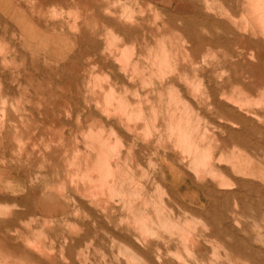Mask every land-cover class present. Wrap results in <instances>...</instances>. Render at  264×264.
<instances>
[{
    "label": "rangeland",
    "instance_id": "rangeland-1",
    "mask_svg": "<svg viewBox=\"0 0 264 264\" xmlns=\"http://www.w3.org/2000/svg\"><path fill=\"white\" fill-rule=\"evenodd\" d=\"M262 21L264 0H0V153L13 152L10 170L22 176L27 187L41 196L48 191L66 201L69 221H57L64 209L60 204L50 233L52 264H264ZM161 23L169 26L161 28ZM199 43L205 45L201 53ZM11 80L23 86L14 87ZM27 93L33 95L32 101ZM45 100L52 105L46 107ZM41 114L44 120L50 119H46L49 125L56 123L49 126ZM46 140L51 145L45 148ZM53 150L61 152L54 155ZM4 153L0 160H5ZM59 156L65 159H61L64 165L70 162L65 165L68 169ZM6 170L1 174L10 171ZM62 173L70 176V182ZM52 186L63 191L55 193ZM3 194L0 191V201L14 200ZM38 226L33 231L37 244L44 240Z\"/></svg>",
    "mask_w": 264,
    "mask_h": 264
},
{
    "label": "bare ground",
    "instance_id": "bare-ground-1",
    "mask_svg": "<svg viewBox=\"0 0 264 264\" xmlns=\"http://www.w3.org/2000/svg\"><path fill=\"white\" fill-rule=\"evenodd\" d=\"M257 1V0H256ZM246 2V1H245ZM115 3V2H114ZM246 4V3H245ZM248 5H249V3H247ZM252 6H253V2H252ZM256 6V5H255ZM246 7V6H245ZM251 7V6H250ZM257 7V6H256ZM260 8V7H259ZM252 9V8H251ZM257 9V8H256ZM255 9V11H256V13H257V10ZM246 11V10H245ZM263 13V12H262ZM262 18V17H261ZM259 20H260V18H259ZM263 23H264V21H262ZM167 23V22H166ZM261 23V22H260ZM262 23V24H263ZM167 25V24H166ZM166 25H165V27H164V24L162 25V23H161V28L162 27H164V28H166ZM169 26V24L167 25V27ZM171 27V26H170ZM172 28V31H174V29H173V27H171ZM170 28V29H171ZM169 29V28H168ZM160 30V29H159ZM165 30V29H164ZM167 30V29H166ZM168 31H171V30H168ZM167 31V32H168ZM165 33V32H164ZM169 33H171V32H169ZM168 33V34H169ZM113 34V33H112ZM111 34V35H112ZM161 35V34H160ZM164 36H165V34H164ZM163 37V36H162ZM173 37V36H172ZM158 38H159V36H158ZM170 38H171V35H170ZM175 39H178V38H176V37H174ZM174 38L172 39V43H174L173 41H174ZM181 38H183V36L181 37ZM187 38V37H186ZM186 38H184V39H186ZM194 38H195V36H194ZM112 39V38H111ZM196 39V38H195ZM159 40V39H158ZM179 40V39H178ZM181 40V39H180ZM165 42L167 41V40H164ZM160 42V41H159ZM178 42V41H177ZM192 42V41H191ZM205 42H207V41H205ZM180 43V42H179ZM109 44V43H108ZM108 44H106V45H108ZM165 44H167V43H165ZM188 45H189V43H187ZM186 44V45H187ZM193 44V43H192ZM206 44V43H205ZM106 45H105V47H106ZM136 45H138V44H136ZM163 45V44H162ZM161 45V46H162ZM171 45V44H170ZM183 45V44H182ZM200 45H202V43L200 44L199 43V48L198 49H200V48H202V49H200L199 50V52L201 51V50H203V47L205 46L204 44V46L203 47H201ZM208 45V44H207ZM168 46H169V44H168ZM175 46V45H174ZM185 46V45H184ZM193 46H195V45H193ZM118 47V46H117ZM126 47V46H125ZM132 47V46H131ZM167 47V46H166ZM170 47V46H169ZM178 47H179V45H178ZM186 47V46H185ZM184 47V48H185ZM191 47V46H190ZM164 48V47H163ZM197 48V47H196ZM195 48V49H196ZM3 49V48H2ZM2 49H0L1 51H3ZM5 49V48H4ZM104 49V48H103ZM103 49H102V51H103ZM106 49V48H105ZM121 49V48H120ZM166 49H168V47L166 48ZM177 49V48H176ZM179 49V48H178ZM188 49H189V47H188ZM197 49V50H198ZM205 49H206V47H205ZM7 50H8V48H7ZM11 50V49H10ZM112 50V49H111ZM134 50H135V48H134ZM139 50H141V49H139ZM190 50H191V48H190ZM189 50V51H190ZM193 50V49H192ZM6 51V50H5ZM12 51V50H11ZM64 51V50H63ZM110 51V50H109ZM23 52V51H22ZM104 52V51H103ZM106 52V51H105ZM112 52V51H111ZM124 52V51H123ZM127 52V51H126ZM141 52V51H140ZM164 52H165V50H164ZM191 52V51H190ZM118 53V52H117ZM116 53V55H120L119 53L117 54ZM143 53V52H142ZM166 53V52H165ZM201 53V52H200ZM1 54H4V52L3 53H1ZM8 54V53H7ZM6 54V52H5V55H7ZM113 54V53H112ZM130 54V53H129ZM136 54V53H135ZM190 54V53H189ZM191 54H192V52H191ZM199 54V53H198ZM4 55V56H5ZM143 55V54H142ZM142 55H140V56H142ZM167 55H169V54H167ZM178 55V54H177ZM176 55V56H177ZM200 55V54H199ZM4 56H2V57H4ZM108 56H110V55H108ZM127 56H129V55H127ZM127 56H125V57H127ZM133 56H135V55H133ZM192 56V55H191ZM201 56V55H200ZM6 57V56H5ZM122 57V56H121ZM137 57H139V56H137ZM117 58V57H116ZM129 58H130V56H129ZM164 58V57H163ZM195 57H193V60L195 61V59H194ZM1 59V58H0ZM3 59V58H2ZM1 59V60H2ZM137 59V58H136ZM184 59V58H183ZM210 59H211V57H210ZM6 60V59H5ZM100 60V59H99ZM162 60V59H161ZM180 60H181V58H180ZM185 60V59H184ZM188 61H186V62H189L190 60L189 59H187ZM207 60V59H206ZM7 61V60H6ZM11 61V60H10ZM9 61V62H10ZM113 61H114V58H113ZM115 61H117V60H115ZM123 61H124V59H123ZM127 60H125L124 62H126ZM130 61V60H129ZM133 61V60H132ZM138 61V60H137ZM131 62V61H130ZM134 62V61H133ZM145 62V61H144ZM180 62V61H179ZM197 62H198V60H197ZM0 63H2V62H0ZM11 63V62H10ZM119 63V62H118ZM117 63V64H118ZM138 63V62H137ZM136 63V64H137ZM190 63V62H189ZM194 63H196V62H194ZM144 64V63H143ZM179 64H181V63H179ZM183 64V63H182ZM184 64H185V62H184ZM6 65H8V64H6ZM9 65H11V64H9ZM16 65V67L17 66H19L18 64H15ZM22 65V64H21ZM97 65V64H96ZM119 65V64H118ZM121 65V64H120ZM172 65V64H171ZM174 65V64H173ZM186 65V64H185ZM193 65V64H192ZM1 66H2V64H1ZM122 66V65H121ZM135 66V65H134ZM190 66H191V64H190ZM196 66V65H195ZM100 67V66H99ZM120 67V66H119ZM123 67V66H122ZM129 67H130V65H129ZM128 67V68H129ZM139 67H140V65H139ZM193 66H191V68H192ZM15 68V67H14ZM101 68V67H100ZM132 68V67H131ZM138 68V67H137ZM172 68H173V66H172ZM190 68V67H189ZM2 69V68H1ZM13 68H11V70H12ZM16 69V68H15ZM107 69V68H106ZM114 69V68H113ZM112 69V70H113ZM124 69H125V67H124ZM135 69V68H134ZM3 70V69H2ZM101 70H103V68L101 69ZM101 70H99V71H101ZM123 70V69H122ZM192 72H194L193 71V69H190ZM195 70H196V68H195ZM6 71V70H5ZM13 71H16V70H13ZM12 71V72H13ZM18 71V70H17ZM136 71V70H135ZM6 72H8V71H6ZM19 72V71H18ZM126 72H128L127 70H126ZM17 73V72H16ZM134 73V72H133ZM9 74V73H8ZM15 74V73H14ZM19 74V73H18ZM121 74H122V72H121ZM123 74L125 75V74H127V73H124L123 72ZM128 74H130L129 72H128ZM138 74V73H137ZM91 75V74H90ZM136 75V74H135ZM6 77H7V74L5 75ZM14 76V75H13ZM96 76V75H95ZM121 76V75H120ZM127 76V75H126ZM129 76L130 75H128V78H129ZM138 76V75H137ZM201 76V75H200ZM12 77V76H11ZM10 77V78H11ZM18 77H20V74H19V76ZM17 77V78H18ZM96 77H98V76H96ZM104 77H106V75L104 76ZM122 77H123V75H122ZM121 77V78H122ZM194 77V76H193ZM199 77V76H198ZM201 77H204V76H201ZM14 78H16V77H14ZM109 78H110V76H109ZM112 78V77H111ZM120 78V79H121ZM128 78H127V80H128ZM4 79V78H3ZM125 79H126V77H125ZM133 79H134V77H133ZM182 79V78H181ZM196 79H198V78H196ZM203 79H205V77L203 78ZM202 79V80H203ZM7 80V79H6ZM16 80V79H15ZM20 80V79H19ZM18 80V82H20ZM114 80V79H113ZM1 81V80H0ZM13 80H11V82H10V84L11 85H13L14 87L15 86H18V85H21V84H17V85H14L13 83L15 82V81H13ZM110 81H112V79H110L109 80V82ZM121 81V80H120ZM206 81V80H205ZM3 82V81H2ZM6 81H4V83H5ZM17 82V83H18ZM21 82H22V79H21ZM90 82V81H89ZM94 82V81H93ZM108 82V81H107ZM125 82V81H124ZM132 82V81H131ZM7 83H8V81H7ZM6 83V84H7ZM115 83V82H114ZM113 83V84H114ZM129 83V82H128ZM127 83V84H128ZM133 83V82H132ZM144 83V82H143ZM0 84H1V82H0ZM6 84H4V86L6 85ZM9 84V85H10ZM110 84H112V82H110ZM121 84V83H120ZM123 84V83H122ZM126 84V85H127ZM200 84V83H199ZM8 85V84H7ZM25 85H26V82H25ZM69 85V84H68ZM89 85V84H88ZM114 85H117L116 83L114 84ZM125 85V84H124ZM123 85V86H124ZM125 85V86H126ZM145 85V84H144ZM2 86V85H1ZM21 86H23V85H21ZM70 86V85H69ZM69 86H67L68 88H70L69 90H71V87H69ZM108 86V85H107ZM146 86V85H145ZM6 87V86H5ZM10 87V86H9ZM122 87V86H121ZM120 87V88H121ZM2 88V87H1ZM11 88V87H10ZM19 88H20V86H19ZM18 88V89H19ZM66 88V87H65ZM65 88H63V89H65ZM67 88V89H68ZM78 88V87H77ZM114 88V87H113ZM118 88V87H117ZM5 89V88H4ZM66 89V90H67ZM6 90V89H5ZM12 90V89H11ZM37 90V89H36ZM35 90V91H36ZM66 90H64V91H66ZM68 90V91H69ZM2 91V90H1ZM13 91H14V89H13ZM39 91V90H38ZM79 91V90H78ZM8 92H9V90H8ZM26 92V91H25ZM38 93H42V92H38ZM44 93V92H43ZM11 94H12V92H11ZM14 94V93H13ZM21 94V93H20ZM36 95H37V92L35 93ZM7 95H8V93H7ZM21 95H23V93L21 94ZM26 95V94H25ZM27 95H29L28 93H27ZM27 95H26V98H27ZM35 95V96H36ZM40 95H42V94H39V96ZM46 95V94H45ZM44 95V96H45ZM24 96V95H23ZM30 97L31 96H33V95H29ZM14 97H15V95H14ZM46 97H47V95H46ZM122 97V96H121ZM36 98H38V96L36 97ZM40 98H42V99H44L43 97H40ZM9 99H10V95H9ZM20 99V98H19ZM29 99V98H28ZM35 99V98H34ZM39 100L40 101V103H41V101H43L44 102V100ZM7 100V99H6ZM16 100V99H15ZM30 100V99H29ZM38 100V99H37ZM48 100V99H47ZM8 101V100H7ZM12 101V100H11ZM17 101V100H16ZM22 101V100H21ZM25 101V100H24ZM31 101H32V97H31ZM30 101V103H32ZM67 101H68V99H67ZM167 101V100H166ZM45 102H46V100H45ZM69 102V101H68ZM9 103V102H8ZM7 103V104H8ZM27 103V102H26ZM35 103H37L38 104V102L37 101H35ZM47 103V102H46ZM49 103H51V104H49ZM49 103H47L46 104V107H47V105L49 104V106L50 105H52V102H49ZM120 103V102H119ZM12 104V103H11ZM22 104H23V101H22ZM34 104V103H33ZM37 104L35 105V106H37ZM44 104V103H43ZM122 104H123V102H122ZM29 105H31V104H29ZM108 105V104H107ZM143 105H144V103H143ZM153 105V104H152ZM155 105V104H154ZM19 106H20V102H19ZM35 106L33 105V107L35 108ZM40 106H41V104H40ZM95 106H96V104H95ZM120 106V105H119ZM125 106V105H124ZM142 106V105H141ZM148 106V105H147ZM156 106V105H155ZM33 107L31 108V110H33ZM42 107V106H41ZM44 107H45V105L43 106V108H42V110H44ZM57 106H55V108H56ZM151 107V106H150ZM157 107V106H156ZM164 107V106H163ZM7 108V107H6ZM20 108V107H19ZM51 108V107H50ZM95 108V107H94ZM97 108V107H96ZM145 108V107H144ZM8 109H9V107H8ZM21 109V108H20ZM38 109V108H37ZM45 109H48V108H45ZM52 109V108H51ZM91 109H93V108H91ZM141 109V108H140ZM139 109V110H140ZM150 108H148L147 110H149ZM163 109V108H162ZM5 110H7V109H5ZM4 109H3V111L4 112H6ZM11 110V109H10ZM9 110V111H10ZM53 110V109H52ZM85 110V109H84ZM86 110H89V109H86ZM85 110V112H87ZM164 110V109H163ZM20 111H22V109L20 110ZM34 111H35V109H34ZM38 111L40 112V109H38ZM37 111V112H38ZM45 111V110H44ZM55 111V110H54ZM60 110H58V112H59ZM71 111V110H70ZM83 111V110H82ZM100 111V110H99ZM31 112V111H30ZM36 112V113H37ZM84 112V111H83ZM88 112H91V111H88ZM87 112V113H88ZM101 112V111H100ZM119 112V111H118ZM128 112V111H127ZM144 112H145V110H144ZM149 112V111H148ZM155 112V111H154ZM153 112V113H154ZM7 113H9V112H7ZM41 113V112H40ZM47 113H49L48 111H47ZM51 113V112H50ZM66 113V112H65ZM71 113V112H70ZM115 113H117L116 111H115ZM152 113V112H151ZM161 113H163V112H161ZM173 113V112H172ZM24 114H26V113H24ZM38 114V113H37ZM44 114V113H43ZM43 114H41L42 116V120H44V118H43ZM81 114H83V113H81ZM104 114V113H103ZM118 114V113H117ZM128 114V113H127ZM156 114V113H155ZM28 115H29V113H28ZM39 115V114H38ZM80 115V114H79ZM88 116H89V114H87ZM90 115H92V114H90ZM107 115V114H106ZM119 115V114H118ZM141 115V114H140ZM163 115V114H162ZM165 115V114H164ZM11 115H8V118L10 117ZM44 116H46V115H44ZM47 116H49V115H47ZM46 116V117H47ZM66 116H67V114H66ZM69 116V115H68ZM109 116L110 115H108V118H109ZM115 116V115H114ZM113 116V117H114ZM159 116H161V115H159ZM31 117V116H30ZM45 117V118H46ZM56 117V116H55ZM58 117V116H57ZM82 117V116H81ZM86 117V116H85ZM111 117V116H110ZM120 117V115L118 116V118ZM23 118V117H22ZM60 118V117H59ZM63 118V117H62ZM67 118H69V117H67ZM78 118H80V117H78ZM112 118V117H111ZM116 118V117H115ZM164 118V117H163ZM166 118H167V116H166ZM170 118V117H169ZM5 119V118H4ZM46 119H48V117L46 118ZM45 119V120H46ZM53 119H55V118H53ZM66 119V118H65ZM44 120V121H45ZM48 120H50V119H48ZM48 120H46L47 121V123H48ZM57 120V119H56ZM98 120V119H97ZM158 120H160V119H158ZM6 121H8V120H6ZM45 121V122H46ZM54 121V120H53ZM53 121H50V125H49V123H48V125L49 126H51V123H53ZM66 121V120H65ZM65 121H64V123H65ZM79 121V120H78ZM77 121V122H78ZM111 121V120H110ZM116 121V120H115ZM5 122V121H4ZM28 122V121H27ZM44 122V123H45ZM55 123H56V121H54ZM159 122V121H158ZM162 122V121H161ZM166 122V121H165ZM59 123V122H58ZM57 123V125L59 126L60 124H58ZM66 123L68 124V122L66 121ZM65 123V124H66ZM94 123V122H93ZM98 123V122H97ZM108 123H109V121H108ZM111 123H113V122H111ZM115 123V122H114ZM3 124H5V123H3ZM9 124V123H8ZM10 124H11V121H10ZM9 124V125H10ZM13 124V123H12ZM107 123H105V125H106ZM163 124H164V122H163ZM17 125V124H16ZM46 125V124H45ZM57 125L55 124V125H53V126H56L57 127ZM62 125V124H61ZM88 125V124H87ZM92 125V124H91ZM90 125V126H91ZM113 125V124H112ZM158 125V124H157ZM5 126V125H4ZM11 126V125H10ZM9 126V127H10ZM48 126V127H49ZM63 126L64 125H62V128H63ZM89 126V125H88ZM94 126V125H93ZM104 126V124L102 125V126H100V127H103ZM108 126V125H107ZM7 127V126H6ZM15 127V126H14ZM18 127V126H17ZM54 128V127H53ZM95 128V127H94ZM99 128V127H98ZM176 128V127H175ZM6 129V128H5ZM13 129V128H12ZM11 129V130H12ZM57 129V128H56ZM50 130H51V128H50ZM64 130H65V128H64ZM92 130V129H91ZM90 130V131H91ZM109 130H111V129H109ZM113 130V129H112ZM185 130V129H184ZM52 131H54V129L52 130ZM55 131H57V130H55ZM62 131V130H61ZM102 131V130H101ZM116 131V130H115ZM171 131V130H170ZM58 132V131H57ZM65 132V131H64ZM92 132V131H91ZM5 133H9V132H5ZM4 133V134H5ZM52 133V132H51ZM54 133V135L56 134L55 132H53ZM2 134V133H1ZM49 135V134H48ZM47 135V136H48ZM50 135H52V136H54L53 134H50ZM59 135H60V132H59ZM62 135H63V133H62ZM82 135V134H81ZM61 136V135H60ZM60 136H58L57 138L59 139V140H63V138H61ZM65 136V135H64ZM67 136V135H66ZM80 136V135H79ZM92 136H94V134L92 135ZM91 135L89 136V137H92ZM117 136V135H116ZM6 138H8V135H6L5 136ZM50 137V136H49ZM68 138L70 137V136H67ZM76 137V136H75ZM86 137V136H85ZM100 137V136H99ZM102 137H103V135H102ZM142 137V136H141ZM1 138V137H0ZM52 138V137H51ZM50 138V139H51ZM57 138H55V139H57ZM49 139V138H48ZM53 139V138H52ZM57 139V140H58ZM85 139V138H84ZM83 139V141H85ZM90 139V138H89ZM98 139H100V138H98ZM5 140V139H4ZM8 140V139H7ZM69 140V139H68ZM91 140V139H90ZM96 140H97V138H96ZM102 140V139H101ZM2 141V140H1ZM24 141V140H23ZM47 141V140H46ZM65 141V140H64ZM87 141H89V140H86L85 142L87 143ZM92 141H94L93 139H92ZM119 141H120V139H119ZM10 142H11V140H10ZM50 142H52V144H53V142H54V139H53V141L51 140ZM63 141H61V143H62ZM73 142V141H72ZM90 142V141H89ZM96 142V141H95ZM126 142V141H125ZM9 143V142H8ZM58 143H60V142H58ZM64 143V142H63ZM66 143V142H65ZM69 142L67 141V144H68ZM77 143V142H76ZM92 143V142H91ZM90 143V144H91ZM100 143V142H99ZM99 143H97V144H99ZM104 143V142H103ZM108 143V142H107ZM106 143V144H107ZM180 143V142H179ZM11 144V143H10ZM9 144V145H10ZM45 144V143H44ZM47 144H49L48 143V141H47V143H46V145H45V148H46V146H47ZM56 144V143H55ZM54 144V145H55ZM71 144V143H70ZM97 144H95V145H97ZM132 144V143H131ZM5 145V144H4ZM8 145V146H9ZM49 145H51V143L49 144ZM58 144H56V146H57ZM104 145V144H103ZM122 145V144H121ZM133 145V144H132ZM27 146V145H26ZM59 146V145H58ZM91 146L92 147H95L94 146V142L91 144ZM100 146V145H99ZM98 146V147H99ZM109 146V145H108ZM1 147V146H0ZM6 147V146H5ZM12 147V146H11ZM25 147V146H24ZM85 147H86V145H85ZM88 147H89V145H88ZM88 147L86 148L87 150H92L93 148H89L88 149ZM102 147V146H101ZM132 147V146H131ZM3 148V147H2ZM19 148H23V147H19ZM58 148V147H57ZM59 148H61V145L59 146ZM100 148V147H99ZM98 148V149H99ZM124 148V147H123ZM122 148V149H123ZM130 148V147H129ZM55 149V148H54ZM73 149V148H72ZM81 148H79V150H80ZM102 149H104V147L103 148H101V150ZM107 149V148H106ZM134 149V148H133ZM4 150V149H3ZM25 150H26V148H25ZM28 150V149H27ZM26 150V151H27ZM48 150H50V149H48ZM47 150V152L49 153V151ZM61 150H63V148H61ZM96 150V149H95ZM94 150V151H95ZM30 151H32V150H30ZM45 151V150H44ZM43 151V152H44ZM60 150H58V152H59ZM67 151V150H66ZM81 151H83V150H81ZM84 151H86V150H84ZM94 151H92V153L94 152ZM103 151V150H102ZM108 151V150H107ZM130 151V150H129ZM3 152H5L4 153V158H5V160H0V170L2 169H4V170H6V168H7V170L9 171L10 170V167H12V164H13V162H10V157L13 155V152H11V151H9V150H7V151H3ZM3 152H1V153H3ZM22 152V151H21ZM20 152V153H21ZM28 153H29V151H27ZM33 152V151H32ZM53 152L55 153L56 151H54L53 150ZM57 152V153H58ZM61 152V151H60ZM69 152V151H68ZM74 152H76V151H74ZM80 152V151H79ZM98 152V151H97ZM97 152H95V153H97ZM127 152H128V150H127ZM126 152V153H127ZM0 153V154H1ZM53 153V154H54ZM57 153H55L54 155H56ZM67 153V152H66ZM71 153H72V151H71ZM102 153H104V152H102ZM35 154V153H34ZM33 154V155H34ZM37 154V153H36ZM35 154V155H36ZM41 154V153H40ZM44 154V153H43ZM59 154V153H58ZM77 154V153H76ZM81 154L83 155V153L81 152ZM98 154H100V155H102L101 153H99L98 152ZM105 154V153H104ZM109 154V153H108ZM2 155V154H1ZM32 155V154H31ZM34 155V156H35ZM39 155V154H38ZM45 155V154H44ZM68 155H69V153H68ZM78 155V154H77ZM86 155H91V154H87L86 153ZM85 155V156H86ZM106 155H107V153H106ZM135 155V154H134ZM23 156V155H22ZM26 156V155H25ZM24 156V157H25ZM46 156V155H45ZM49 156V155H48ZM61 156H63L62 155V153H61ZM61 156H59V158L61 157ZM66 155H64V157H65ZM70 156V155H69ZM80 156V155H79ZM94 156H96L95 154H94ZM93 156V157H94ZM17 157V156H16ZM38 158H39V156H37ZM37 157H35V158H37ZM67 157V156H66ZM89 157H91V156H89ZM104 157H105V155L104 156H100V157H98L97 158V160H99V158H101L102 160L104 159ZM107 157V156H106ZM111 157V156H110ZM132 157V156H131ZM18 158V157H17ZM54 158H57V157H53V161H54ZM70 158V157H69ZM85 158H88V157H85ZM130 158V157H129ZM31 159H32V157H31ZM40 159V158H39ZM44 159H45V157H44ZM47 159V158H46ZM51 159V158H50ZM61 159H63V157L62 158H60V159H58V160H60V161H62ZM93 159V158H92ZM115 159V158H114ZM117 159V158H116ZM37 160V159H36ZM63 160H65V159H63ZM67 160H69V159H67ZM80 160V159H79ZM95 160H96V158H95ZM106 160H109V159H106ZM105 160V161H106ZM131 160V159H130ZM48 161V160H47ZM56 161H57V159H56ZM70 161V160H69ZM73 161H75V160H73ZM77 161V160H76ZM75 161V162H76ZM105 161H103L104 162V165H105ZM114 161V160H113ZM113 161H111V163L113 162ZM126 161H127V159H126ZM33 162H35V160L33 161ZM41 162H42V159H41ZM50 162H51V160H50ZM55 162V161H54ZM53 162V163H54ZM59 162V161H58ZM57 162V163H58ZM82 162V161H81ZM83 162H84V160H83ZM15 163V162H14ZM48 163H49V161H48ZM56 163V162H55ZM62 163H63V165H64V162L62 161ZM61 163V164H62ZM67 163H70V162H66L65 163V165L67 164ZM74 163V162H73ZM72 163V164H73ZM79 163H80V161H79ZM88 163V162H87ZM86 163V164H87ZM95 164L97 163L96 161L94 162ZM99 163H101L100 161H99ZM98 163V164H99ZM24 164V163H23ZM37 164H38V161H37ZM41 164V163H40ZM78 163L76 162L75 163V166H77V167H79L80 165L82 166V164L80 163V165L78 166L77 165ZM85 164V163H84ZM89 164V163H88ZM109 164H110V162H109ZM116 164V163H115ZM119 164V163H118ZM126 164V163H125ZM2 165V166H1ZM62 165V166H63ZM64 165V167H68V166H65ZM102 165V164H101ZM100 165V166H101ZM133 165H134V163H133ZM22 166V165H21ZM31 166V165H30ZM35 166H36V163H35ZM43 166H44V164H43ZM52 165H49V167H50V169L52 168L51 167ZM55 166L57 167V165L55 164ZM74 166V167H75ZM87 167H89L88 165H86ZM85 166V167H86ZM96 166H98L97 164H96ZM110 166H112L111 164H110ZM128 166V165H127ZM131 166V165H130ZM3 167V168H2ZM28 167V166H27ZM26 167V168H27ZM56 167H55V171H56ZM61 167V166H60ZM63 167V168H64ZM70 167H71V165H70ZM69 167V168H70ZM83 167V166H82ZM102 168H104V166H101ZM108 167V166H107ZM122 167V166H121ZM54 168V167H53ZM62 168V167H61ZM61 168H58V169H61ZM84 168V167H83ZM91 168H93V166L91 167ZM102 168H101V170H102ZM138 168H139V166H138ZM19 169H20V167H19ZM28 169V168H27ZM31 169V168H30ZM49 169V170H50ZM68 169V168H67ZM78 169V168H77ZM79 169H81V167L79 168ZM89 168H87V170H88ZM125 169V168H124ZM130 170H131V168H129ZM2 170H1V172H0V191H1V193L3 192L4 194V198H6V199H8V198H12L13 197V199L14 200H6V201H0V264H40L39 262L41 261V262H43V264H52L53 263V260H54V258H53V256L51 255V253H50V251H51V244H52V239H51V235H50V233L52 232L51 231V229H52V226H53V223H54V221H55V217H56V215H58L60 212H59V205L61 204L62 205V207L64 208L63 209V211H62V215H61V217H60V219H58L57 221H60L61 223H66L67 221H69L68 220V214H67V207L65 206V203H63V201L64 202H66L65 200H57L56 198V194H53V193H50V192H48L47 191V193H43V195L41 196V195H39L37 192H36V190L34 189V188H31V187H27V184H26V182H25V179L22 177V176H19V175H14L13 173H12V171L10 170L8 173L6 172V175H2L1 173H2ZM6 170V171H7ZM23 170V169H22ZM32 170V169H31ZM34 170V169H33ZM37 170V169H36ZM39 170H40V168H39ZM73 170L75 171V169L73 168ZM72 169H71V172L70 173H73L72 171H73ZM84 170V169H83ZM86 170V171H87ZM90 171H91V169H89ZM89 170H88V173H89ZM93 170H94V168H93ZM98 170V169H97ZM105 170V169H104ZM138 170V169H137ZM28 171V170H27ZM42 171V170H41ZM45 171V173H46V171L47 170H44ZM69 171V170H68ZM85 171V170H84ZM86 171H85V173H86ZM100 171V170H99ZM103 171V170H102ZM124 171V170H123ZM125 171H127L126 169H125ZM135 171V170H134ZM37 172H39V171H37ZM51 172H53V171H51ZM62 172V171H61ZM78 172V171H77ZM104 172V171H103ZM103 172H101V173H103ZM15 173V172H14ZM34 173H36V172H34ZM48 173V172H47ZM46 173V174H47ZM50 173V172H49ZM54 173V172H53ZM69 173V172H68ZM110 173V172H109ZM123 173V172H122ZM140 173V172H139ZM29 174V173H28ZM27 174V175H28ZM41 174V173H40ZM46 174H44V175H46ZM54 174H56V172L54 173ZM65 174V173H64ZM73 174H75V173H73ZM96 174V173H95ZM127 174H128V172H127ZM33 175V174H32ZM32 175H31V178H32ZM37 175V174H36ZM63 175V173L61 174V176ZM80 175V174H79ZM98 174H96V176H97ZM102 175V174H101ZM104 175V174H103ZM129 175H130V173H129ZM35 176V175H34ZM38 176H39V174H38ZM47 176V175H46ZM45 176V177H46ZM51 176V175H50ZM64 176V175H63ZM83 176H85V175H83ZM93 176H94V174H93ZM108 176H109V174H108ZM139 176V175H138ZM22 177V178H21ZM25 177V176H24ZM29 177V176H28ZM28 177H26V178H28ZM58 177H59V175H58ZM64 177H66V176H64ZM63 177V178H64ZM70 177V176H69ZM69 177H66V178H68V182H70L69 181ZM76 177V176H75ZM89 177H90V175H89ZM113 177V176H112ZM128 177V176H127ZM30 178V177H29ZM40 178H42V177H40ZM47 178V177H46ZM80 178V177H79ZM82 178V177H81ZM122 178V177H121ZM132 178H134V177H132ZM48 179V178H47ZM57 179V178H56ZM56 179H55V181H56ZM59 179H61L62 180V177L60 178L59 177ZM59 179H57L58 181H59ZM83 179V178H82ZM81 179V180H82ZM86 179V178H85ZM36 180H37V178H36ZM40 180V179H39ZM44 180V179H43ZM42 180V181H43ZM60 180V181H61ZM72 180V179H71ZM75 181L76 180H78V178L76 177V179H74ZM80 180V181H81ZM84 180V179H83ZM82 180V181H83ZM87 180V179H86ZM85 180V181H86ZM97 180V179H96ZM34 181V180H33ZM45 181V180H44ZM47 181V180H46ZM49 181V180H48ZM47 181V182H48ZM53 182H55L54 180H52ZM66 181V180H65ZM75 181H73L74 182V184L76 183ZM93 181H95V179L93 178ZM93 181H91V182H93ZM102 181V183H104L103 182V180H101ZM112 181H113V179H112ZM131 181H133V180H131ZM28 182V181H27ZM31 182V181H30ZM41 182V181H40ZM32 183V182H31ZM37 183V182H36ZM42 183H44V182H42ZM51 183V182H50ZM59 183V182H58ZM67 183V182H66ZM89 183V182H88ZM97 183V182H96ZM41 184V183H40ZM48 184V183H47ZM63 184H65V183H63ZM63 184H61V185H63ZM70 183H68V185H69ZM71 184H73V183H71ZM81 186H80V185ZM93 184H94V182H93ZM98 184H99V182H98ZM131 184V183H130ZM30 185V184H29ZM51 185V184H50ZM54 185V184H53ZM67 185V184H66ZM76 185V184H75ZM100 185H101V183H100ZM100 185H98V186H100ZM103 185V184H102ZM132 185V184H131ZM35 186V185H34ZM43 186H44V184H43ZM48 186H49V184H48ZM59 186H60V184H59ZM65 186V185H64ZM73 187H74V185H72ZM71 186V187H72ZM78 186L81 188L82 187V183L80 182V183H78ZM77 186V187H78ZM86 186H87V184H86ZM107 186V185H106ZM36 187V186H35ZM39 186H37V188H38ZM53 187H55V186H52V188ZM62 188H63V186H61ZM60 187V188H61ZM70 187V186H69ZM72 187V188H73ZM76 187V188H77ZM102 187V186H101ZM111 187V186H110ZM44 188H45V186H44ZM57 188H58V186H57ZM57 188L55 187V189L56 190H54V188L53 189H51V190H54V192L56 193V192H61V191H63L62 189L61 190H59V191H57ZM68 188V187H67ZM76 188H75V190H76ZM97 188V187H96ZM100 188V187H99ZM130 188H131V186H130ZM43 189V188H42ZM132 189V188H131ZM50 190V191H51ZM66 190V189H65ZM64 190V191H65ZM81 190V189H80ZM79 190V191H80ZM82 190H83V188H82ZM40 191V190H39ZM45 192H46V190H44ZM78 191V192H79ZM101 191V190H100ZM52 192V191H51ZM73 192V191H72ZM83 192V191H82ZM88 192V191H87ZM65 193H67V192H65ZM81 193V192H80ZM104 194H105V192H103ZM129 193V192H128ZM131 193V192H130ZM58 194V193H57ZM72 194H74V193H72ZM72 194H71V196H72ZM81 194H83V193H81ZM97 194V193H96ZM2 195V194H1ZM60 195H63V194H61L60 193ZM67 195H70V194H68L67 193ZM80 195V194H79ZM136 195V194H135ZM66 196V195H65ZM131 196V195H130ZM61 197H63V196H61ZM76 197H79V196H76ZM101 197V196H100ZM103 197V196H102ZM126 197H129L128 196V194H127V196ZM68 198V197H67ZM71 198V197H70ZM98 198V197H97ZM107 198V197H106ZM106 198H103V199H106ZM130 198V197H129ZM136 198V197H135ZM66 199V198H65ZM73 197H72V202H73ZM83 199L85 200V197H83ZM94 199H96V198H94ZM100 199H102V198H100ZM68 201L70 200L69 198L67 199ZM77 200V199H76ZM87 200V199H86ZM89 200V199H88ZM90 200H91V198H90ZM93 200V199H92ZM108 200V199H107ZM24 202V203H20V202ZM78 201H80V199H78ZM83 201V200H82ZM97 201V200H96ZM96 201H89L90 203L91 202H96ZM98 201H99V198H98ZM71 202V203H72ZM84 202V201H83ZM88 202V203H89ZM101 202V201H100ZM120 202V201H119ZM2 203H5V204H2ZM80 203V202H79ZM87 203V202H86ZM27 204L28 205H32V206H34V207H36V209H34L33 211H31V209L29 208V207H27ZM70 204V203H69ZM68 203H67V205H69ZM72 204H74V203H72ZM84 204V203H83ZM94 204V203H93ZM93 204H91V206L93 207L94 205ZM99 203L97 202L96 203V205H98ZM75 205V204H74ZM78 205V204H77ZM76 206V205H75ZM81 206H82V204H81ZM81 206H78V207H81ZM84 206V205H83ZM82 206V207H83ZM86 206V205H85ZM90 206V207H91ZM98 206H100V205H98ZM97 206V207H98ZM31 207V206H30ZM95 207V206H94ZM93 207V208H94ZM87 208H89V205H87ZM87 208H85V209H87ZM92 208V209H93ZM70 209V208H69ZM83 209V208H82ZM81 209V210H82ZM77 210H78V208H77ZM77 210H76V213H80V211L79 212H77ZM88 210V209H87ZM73 211V210H72ZM86 211V210H85ZM89 211H90V209H89ZM70 212V211H69ZM68 212V213H69ZM75 212V211H74ZM82 212V211H81ZM167 212V211H166ZM84 213V212H83ZM93 213V212H92ZM80 214H82V213H80ZM79 214V215H80ZM87 214L89 215V213H86V215L85 216H87ZM173 215V214H172ZM82 216H84V214L82 215ZM73 217H74V215H73ZM87 217H89V216H87ZM169 217V216H168ZM74 218H77V216L76 217H74ZM85 218V217H84ZM71 219H73V218H71ZM82 219V218H81ZM88 219V218H87ZM91 219H93V217L91 218ZM90 219V220H91ZM86 220V219H85ZM166 220H168V219H166ZM171 220V219H170ZM173 220V219H172ZM75 221V220H74ZM72 222V221H71ZM90 222V221H89ZM58 223V222H57ZM97 223V222H96ZM168 223V222H167ZM37 224H40L41 226L39 227V228H41V230H40V234L43 236V242L42 243H39V244H37L35 241H34V239H33V231H35V233H36V231H38V229L37 230H34V228L36 227V225ZM74 224V223H73ZM72 224V225H73ZM78 224H80L79 222H78ZM62 225H64V224H61V226ZM88 225V224H87ZM90 225H92L91 223H90ZM165 225V224H164ZM67 226H68V224H67ZM70 226V225H69ZM82 226V225H81ZM80 226V228H82ZM89 226V225H88ZM94 226H96L95 225V222H94ZM56 227H58V225L56 226ZM55 227V228H56ZM64 227V226H63ZM74 227V226H73ZM73 227H71V228H73ZM86 227V226H85ZM84 227V228H85ZM91 227V226H90ZM99 227V226H98ZM143 227V226H142ZM54 228V229H55ZM79 228V227H78ZM89 228V227H88ZM145 228V227H144ZM175 228V227H174ZM66 228H64V230H65ZM92 229V228H91ZM99 228H97V230H98ZM193 229V228H192ZM63 230V231H64ZM86 230V229H85ZM144 230H146V229H144ZM151 230V229H150ZM55 231V230H54ZM66 231H67V229H66ZM68 231H69V229H68ZM67 231V232H68ZM82 231V230H81ZM80 231V232H81ZM87 231V230H86ZM85 231V232H86ZM93 232H96V231H94V229L92 230ZM165 231V230H164ZM66 232V233H67ZM70 232V231H69ZM88 232V231H87ZM150 232V231H149ZM182 232V231H181ZM60 233H63V232H60ZM77 233V230H76V232L74 233V234H76ZM83 233V232H82ZM146 233H147V231H146ZM145 233V234H146ZM38 234V233H37ZM52 234V233H51ZM56 234H58L59 235V233H56ZM70 234V233H69ZM73 234V236H75ZM80 234V233H79ZM86 234V233H85ZM85 234H84V236H85ZM88 234V233H87ZM90 234V233H89ZM61 235V234H60ZM97 235V234H96ZM170 235V234H169ZM53 236V235H52ZM80 236V235H79ZM88 236V235H87ZM93 236V235H92ZM98 236H99V234H98ZM184 236V235H183ZM60 237H63V236H60ZM94 237H95V234H94ZM100 237V236H99ZM40 238H41V236H40ZM71 238H73V237H71ZM89 238H93V237H89ZM38 240H39V236H38V238H37ZM55 239V238H54ZM94 239V238H93ZM101 239V238H100ZM37 240V241H38ZM58 240H59V238H58ZM62 240V239H61ZM65 240V239H64ZM66 240H68V238L66 239ZM71 240V239H70ZM75 240V239H74ZM74 240H72V242H74ZM39 241H42L41 239L39 240ZM53 241H55V240H53ZM57 241V240H56ZM69 241V240H68ZM68 241H66V242H68ZM138 241V240H137ZM65 242V241H64ZM66 242H65V244H66ZM72 242H70L71 244H72ZM84 242V241H83ZM83 242H82V244H83ZM91 242V241H90ZM93 242V241H92ZM99 242V241H98ZM112 242V241H111ZM187 242V241H186ZM69 243V242H68ZM67 243V244H68ZM54 244V243H53ZM96 244V243H95ZM51 245V246H50ZM63 245V244H62ZM73 245V244H72ZM72 245H70L71 246V248H73L72 247ZM78 245H80V243L78 244ZM92 245V244H91ZM83 246V245H82ZM82 246H80V247H82ZM101 246V245H100ZM99 246V247H100ZM76 248H77V246H75ZM74 247V248H75ZM79 247V248H80ZM84 247V246H83ZM87 247H88V244H87ZM94 247V246H93ZM50 248V249H49ZM66 248H68V246H66ZM66 248H64V249H66ZM97 248H98V246H97ZM101 248V247H100ZM59 249H60V247H59ZM91 250H92V248H90ZM60 250H62L61 252L64 254V251H63V248L62 249H60ZM70 250V249H69ZM56 251V250H55ZM71 251V250H70ZM74 251V250H73ZM92 251H94V250H92ZM61 252H59L60 254H61ZM75 252V251H74ZM83 252V251H82ZM120 252V251H119ZM132 252V251H131ZM55 253V252H54ZM87 253H89V251L87 252ZM95 253V252H94ZM125 253V252H124ZM160 253V252H159ZM169 253V252H168ZM57 254H58V252H57ZM67 254V253H66ZM68 254H69V251H68ZM85 254V253H84ZM92 254V253H91ZM130 254V253H129ZM54 255V254H53ZM73 255V254H72ZM88 255V254H87ZM93 255H95V254H93ZM120 255V254H119ZM133 255V254H132ZM60 256H62V255H60ZM66 256H69V255H66ZM86 256V255H85ZM171 256V255H170ZM54 257H57V256H55L54 255ZM88 257H89V255H88ZM78 258V257H77ZM84 259H85V257H83ZM91 258H92V256H91ZM125 258V257H124ZM81 259V258H80ZM88 259H90V257L88 258ZM93 259V258H92ZM71 260V259H70ZM76 260V259H75ZM74 260V261H75ZM93 260H95V259H93ZM93 260H92V262H93ZM61 261V260H60ZM45 262V263H44ZM62 262V261H61ZM66 262H69V261H66ZM65 262V263H66ZM71 262V261H70ZM73 262V261H72ZM76 262V261H75ZM86 262V261H85ZM74 263V262H73ZM78 263V262H77ZM88 263H90V261L88 262ZM57 264V263H56ZM72 264V263H71ZM81 264H83V263H81ZM91 264V263H90Z\"/></svg>",
    "mask_w": 264,
    "mask_h": 264
}]
</instances>
